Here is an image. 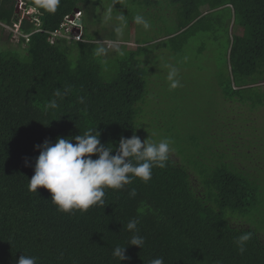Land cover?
<instances>
[{
	"label": "trees",
	"instance_id": "obj_1",
	"mask_svg": "<svg viewBox=\"0 0 264 264\" xmlns=\"http://www.w3.org/2000/svg\"><path fill=\"white\" fill-rule=\"evenodd\" d=\"M24 1L34 7V0ZM161 1L131 0L147 8ZM165 1L183 21L178 35L198 29L212 14L214 26L223 25L225 13L226 25L234 22L228 74L222 79L218 70V84L208 89L218 97L209 110L215 121L189 128L191 137L185 130L169 137L166 167H155L147 183L134 178L123 189H105L104 207L65 213L47 189L29 191L39 155L34 146L90 128L109 146L133 130L143 141L150 135L142 121L148 70L127 44L110 50L86 32L84 16L94 13V0H60L55 12L38 9L42 31H35L34 14L20 21L16 0H0V21H20V33H31L29 40L19 35L28 60L0 51V264H16L23 253L38 257V264H149L156 257L164 264H264V0ZM76 8L82 40L58 36L51 42L50 31ZM98 46L107 51L96 55ZM119 50L117 70L108 79L106 57ZM57 90L67 94L55 97ZM53 99L56 109L48 107ZM132 219L145 244L126 246L130 259L120 262L112 253L127 245ZM244 233L252 238L241 254L234 240Z\"/></svg>",
	"mask_w": 264,
	"mask_h": 264
},
{
	"label": "rangeland",
	"instance_id": "obj_2",
	"mask_svg": "<svg viewBox=\"0 0 264 264\" xmlns=\"http://www.w3.org/2000/svg\"><path fill=\"white\" fill-rule=\"evenodd\" d=\"M16 1V14L20 18H29L33 14L38 16L39 11H33V7L26 5L24 0ZM94 1L97 4L94 13L86 12L84 16L86 32L94 38L103 39L99 43L110 50L127 44L125 41L132 42L126 46L127 51H137L138 56L141 55L143 67L148 70L146 97L143 101L146 106L143 111L145 118L142 119L144 130L158 139L169 138L180 130L181 133L185 130V137H191L193 133L188 131L189 128L193 130L200 126L198 129H201L202 124L215 121L209 116V110L213 104L216 106L218 97L215 98L208 89L218 84V70L223 74L222 79L228 74L226 47L235 28L233 20L229 26L226 25V13L222 26L212 24L216 18L212 14L205 22L199 23L198 29L178 35L185 30L183 21L178 17L177 7L165 0L151 8L131 0ZM207 9V6L202 7L204 13H207ZM109 12L111 20L107 19ZM136 14H143L150 21L149 30L133 22ZM119 15H124L128 21L123 37H117L115 33L118 24L116 17ZM18 25H5L0 21V51L7 49L11 54L28 60L24 49L26 44L19 42L20 36L16 32ZM209 25L214 27L210 28ZM168 35L178 36L170 39L172 36ZM146 42L149 44L144 45ZM120 53L119 50L112 57H106L103 73L108 79L117 70ZM169 66L178 70L181 86L175 89L170 88L167 80ZM234 225L237 224L234 222Z\"/></svg>",
	"mask_w": 264,
	"mask_h": 264
},
{
	"label": "clouds",
	"instance_id": "obj_3",
	"mask_svg": "<svg viewBox=\"0 0 264 264\" xmlns=\"http://www.w3.org/2000/svg\"><path fill=\"white\" fill-rule=\"evenodd\" d=\"M59 3L60 0H34L32 10L37 11L43 8L49 12H55ZM75 13L76 11L71 13L72 16ZM65 17L63 21H65ZM107 19H112L110 12ZM116 19L118 24L115 27V33L117 37H123L128 21L124 15H119ZM80 20L82 17L78 20L82 25ZM20 21L19 25L16 23L19 29ZM133 22L142 26L146 31L151 28L150 21L143 14H136L133 17ZM37 25L40 28V20ZM28 34L31 35V33ZM106 51L104 46H98L95 54L101 55ZM167 80L172 89L181 86L178 70L175 67L169 66ZM66 94L67 90L64 93L57 90L54 96L63 98ZM78 102L85 103V98L79 97ZM48 107L56 109L58 107L57 100H51ZM100 135L97 128H90L83 134L57 137L54 143L46 138L42 144L35 145L34 148L39 151V155L35 157L34 175L28 180L29 191L37 192L38 187L41 186L47 189L57 210L65 213H72L75 210L87 212L93 206L104 207L106 205L105 189H123L132 183L134 178L147 183L151 180L155 167H166L173 143L168 137L158 142L152 141L149 138L150 135L142 141L133 130L130 137L121 136L118 145L109 146V143L101 142ZM28 163V160L25 159L26 166ZM131 194L135 195V189ZM137 224L136 219L127 223V229L133 234L127 245H117L113 250V256L120 262L130 259L126 255V246L133 245L142 249L145 244V238L139 234ZM251 238V233H244L235 238L234 243L241 254L246 250V243ZM16 264H38V257L23 253L19 256ZM149 264H164V259L156 257L150 260Z\"/></svg>",
	"mask_w": 264,
	"mask_h": 264
},
{
	"label": "built area",
	"instance_id": "obj_4",
	"mask_svg": "<svg viewBox=\"0 0 264 264\" xmlns=\"http://www.w3.org/2000/svg\"><path fill=\"white\" fill-rule=\"evenodd\" d=\"M79 15H81V11H79V13H75L74 16L67 15L65 17V21L61 23L60 27L51 31V36L49 37L51 42L55 41V38L58 36H65L68 39L81 40L83 38V34H82V25L78 21L80 18ZM34 18L37 19V17ZM37 22H39L38 19ZM42 30H43L42 28H37L35 31H42ZM16 32L18 34L20 33L18 26ZM21 35L27 37V39H29L28 37L30 36V34H21Z\"/></svg>",
	"mask_w": 264,
	"mask_h": 264
},
{
	"label": "crops",
	"instance_id": "obj_5",
	"mask_svg": "<svg viewBox=\"0 0 264 264\" xmlns=\"http://www.w3.org/2000/svg\"><path fill=\"white\" fill-rule=\"evenodd\" d=\"M160 40V39H159ZM126 43H127V45L129 46V44H131L132 42H127V41H125ZM147 44H149V42H146V43H144V45H147Z\"/></svg>",
	"mask_w": 264,
	"mask_h": 264
},
{
	"label": "water",
	"instance_id": "obj_6",
	"mask_svg": "<svg viewBox=\"0 0 264 264\" xmlns=\"http://www.w3.org/2000/svg\"><path fill=\"white\" fill-rule=\"evenodd\" d=\"M75 11L78 12L79 11V8H76ZM80 21L82 22V20H80Z\"/></svg>",
	"mask_w": 264,
	"mask_h": 264
}]
</instances>
